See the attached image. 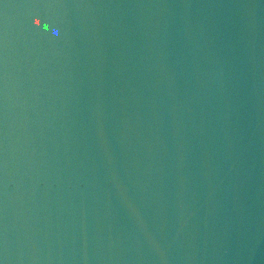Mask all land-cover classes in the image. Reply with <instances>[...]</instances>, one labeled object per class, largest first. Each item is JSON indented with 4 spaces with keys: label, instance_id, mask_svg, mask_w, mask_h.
Instances as JSON below:
<instances>
[{
    "label": "water",
    "instance_id": "water-1",
    "mask_svg": "<svg viewBox=\"0 0 264 264\" xmlns=\"http://www.w3.org/2000/svg\"><path fill=\"white\" fill-rule=\"evenodd\" d=\"M0 264H264V0H0Z\"/></svg>",
    "mask_w": 264,
    "mask_h": 264
}]
</instances>
